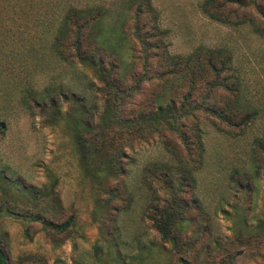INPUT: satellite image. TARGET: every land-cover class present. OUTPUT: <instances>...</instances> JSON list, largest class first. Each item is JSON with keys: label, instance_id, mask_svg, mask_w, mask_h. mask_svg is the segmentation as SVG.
Wrapping results in <instances>:
<instances>
[{"label": "rangeland", "instance_id": "1", "mask_svg": "<svg viewBox=\"0 0 264 264\" xmlns=\"http://www.w3.org/2000/svg\"><path fill=\"white\" fill-rule=\"evenodd\" d=\"M94 1L0 0V120L6 125L0 132V172L20 181L24 190L12 195L0 181V246L9 264H264V227L259 225L264 219V168L256 184L249 185L241 173L254 138L264 135V37L250 26L211 20L199 9V0H153L167 31L166 49L187 54L200 45L229 47L246 97L260 105L262 114L245 133L221 131L205 115L190 118L183 131L192 141L198 122L203 152L199 147L190 152L178 133L168 132L127 147L121 171L111 175L100 167L101 157L90 162V170L84 168L68 121L83 107L91 123L99 124L110 98L106 84L88 63H67L50 48L65 7ZM97 1L109 9L120 7L117 0ZM130 53L123 52L124 62L114 63L119 68L129 62L125 87L145 72L140 46L133 59ZM28 88L36 91L28 99L56 96L57 120L49 102L22 104ZM158 88L157 79L144 82L137 101ZM126 108L134 111L136 103ZM174 147L196 166L195 180L183 193L196 206L178 232V247L161 238L150 208L173 199L171 185L175 189L182 174L170 151ZM109 188L118 189L119 197L111 199ZM58 207L62 210L55 216L51 210ZM70 216L74 223L66 231L43 224Z\"/></svg>", "mask_w": 264, "mask_h": 264}, {"label": "trees", "instance_id": "2", "mask_svg": "<svg viewBox=\"0 0 264 264\" xmlns=\"http://www.w3.org/2000/svg\"><path fill=\"white\" fill-rule=\"evenodd\" d=\"M117 2H120L118 10L109 9L97 0L90 2L93 4L67 5L58 19L50 44L59 59L70 64L78 60L95 68L110 93L99 124L91 123L83 107L78 115H68L70 127L75 130V146L85 169L90 170V162L101 157L100 167H106L109 174L116 175L121 171L120 163L127 147L133 148L140 142H148L152 137L164 136L168 132L178 133L190 152L196 147L203 152V129L197 125L198 122L192 141L183 131L190 118L198 119L205 115L219 130L227 133H232L234 128L245 133L259 119L261 107L246 97L243 79L229 47L200 45L187 54H172L164 45L167 31L161 24L159 10L153 0ZM198 7L213 21L232 27L250 26L257 35L264 37V0H199ZM123 42L127 43L126 48ZM137 45L141 48L145 72L136 76L131 86L125 87L129 62L122 63L119 68L114 63L124 62L123 52H131L129 57L133 59ZM105 64L110 68L107 69ZM153 66H157L154 73ZM153 79L159 81L158 90L137 101V96L143 91V83ZM61 88L64 91V87ZM24 92L23 105L31 107V99L37 105L49 102L52 106L49 110L57 120L56 105H53L56 96L48 98L38 94L28 99L29 95L35 94V89L28 88ZM129 102L136 103L134 111L127 112ZM47 108L43 107L44 110ZM2 122L0 120V132L6 127ZM170 151L179 161L177 170L182 173L178 186L174 189L171 185L173 199L170 202L150 208L153 209V225L161 238L178 247L181 235L178 232L191 220V209L196 206L195 201L183 197L186 187L195 180L196 166L185 159L178 148ZM263 168L264 135L254 138L249 164L241 168V173L247 176L249 185L256 184ZM0 181L10 194L19 195L24 191L20 181L9 180L4 172H0ZM168 181H172L171 178ZM108 190L111 199L119 197L118 189ZM198 205L202 207L200 200ZM61 210L58 207V210L51 211L57 216ZM73 221V216H70L63 222L51 218L44 220L43 224L47 228L55 226L66 231ZM259 225L264 227V219ZM183 258L181 256L180 259ZM0 264H9L1 246Z\"/></svg>", "mask_w": 264, "mask_h": 264}]
</instances>
